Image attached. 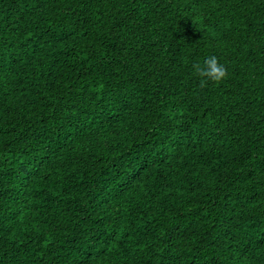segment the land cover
<instances>
[{
  "label": "trees",
  "instance_id": "16d2710c",
  "mask_svg": "<svg viewBox=\"0 0 264 264\" xmlns=\"http://www.w3.org/2000/svg\"><path fill=\"white\" fill-rule=\"evenodd\" d=\"M0 264H264V0H0Z\"/></svg>",
  "mask_w": 264,
  "mask_h": 264
},
{
  "label": "clouds",
  "instance_id": "9594fccd",
  "mask_svg": "<svg viewBox=\"0 0 264 264\" xmlns=\"http://www.w3.org/2000/svg\"><path fill=\"white\" fill-rule=\"evenodd\" d=\"M193 70L200 77L204 78L201 84H206L209 80L213 82L221 81L227 74V69L220 64L216 56L207 58L203 64L197 63L193 65Z\"/></svg>",
  "mask_w": 264,
  "mask_h": 264
}]
</instances>
